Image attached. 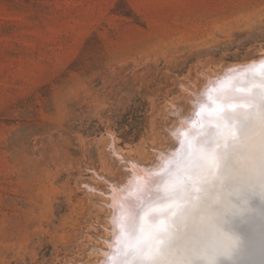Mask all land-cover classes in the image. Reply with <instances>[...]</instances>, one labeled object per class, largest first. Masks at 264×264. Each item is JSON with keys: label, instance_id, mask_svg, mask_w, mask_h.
I'll list each match as a JSON object with an SVG mask.
<instances>
[{"label": "rangeland", "instance_id": "374dc122", "mask_svg": "<svg viewBox=\"0 0 264 264\" xmlns=\"http://www.w3.org/2000/svg\"><path fill=\"white\" fill-rule=\"evenodd\" d=\"M263 53L264 0H0V264H95L113 232L114 189L174 145L205 80ZM233 128V139L198 143L220 151L221 168L209 175L218 186L208 180L189 211L179 201L194 191L172 200L179 211L165 226V264L172 244L170 262L179 258L173 239L194 228V211L221 191L230 209L240 193L226 187L264 170L252 140L264 125ZM222 138L231 141L223 147ZM187 158L185 171L201 162ZM197 169L185 183L204 178Z\"/></svg>", "mask_w": 264, "mask_h": 264}, {"label": "bare ground", "instance_id": "6f19581e", "mask_svg": "<svg viewBox=\"0 0 264 264\" xmlns=\"http://www.w3.org/2000/svg\"><path fill=\"white\" fill-rule=\"evenodd\" d=\"M261 61H264V57H260V58L257 57V59H254V60H251L248 62H244V63L240 62L241 64H239V63L238 64L234 63L235 65L231 64V66L227 67L226 70H224L223 72H221L218 75L216 74V77L213 76V75H215L214 74L215 72L213 74L212 73L206 74V76L208 75L209 77H211V75H212V77H215V78L210 79L209 77L206 78V76H205L206 79L209 78L208 81L207 80L204 81L205 83L207 82L206 85L204 83L202 84V85H205V87L203 89L201 88L202 91H200L198 89L196 98H194V96L192 98V100H193L192 103L188 102L191 105L189 106V104H188L189 107L186 110V112L184 111L185 108L183 109V111L185 112V115H184V112L181 113L182 115H184L183 119H182L183 120L182 124H180L179 127L177 126L178 128L174 125L175 129L177 128L174 131V133H175L174 136L176 138V142L174 143V145L167 152L165 151L166 153H162V155L158 158V161L156 159H154V161L156 160L155 165H154V161H153V164H152V162L149 163L150 164L149 168H146V169L144 168L142 170L141 169L139 170L137 168L138 169V170L136 169L137 172H135V170H134L135 174L132 175V177L129 181L127 180V182H128L127 185L125 184L126 182L123 183L126 186H124L120 189H114L115 188V186H114V188H113L114 191L111 188V190L113 191L112 192L113 195L112 194L111 195L114 196V198L112 197L113 198V200H112L113 201V206H112L113 210H112V208H110V206L112 204L109 206V208L113 211V214H112L113 217H112V220H110V221H112L111 226L113 225V230H111L112 227H110L111 228L110 230L113 232H111L110 239L108 238L109 239L108 241H104V239L102 240V241H104L103 243H104L105 248H103L98 253L99 258H97V261L94 262L95 264H113L112 259H110V257H112V253H113V249H114V243H112V241H113L114 235L116 234V231H117L116 222L119 219V215L122 211V205L125 201H127L129 199H134L136 197H141L139 206L142 208L147 206V214L144 216V220H147V218L152 216V215H160V220L158 221L157 226L165 228V226L170 225V223H172L170 221L172 218L171 217H170V219L168 218L169 215H176L177 214L176 212L179 211L178 209H176L177 206H175L173 204V202H174V201H172L173 199L176 198V200H177V197L182 192H183L182 193V196H183V195H190V193L188 191H194L195 194L192 196L193 198L192 197L190 198L189 196H187L185 201H179L181 203L180 207H185V205H186V208L189 211L187 203H190L191 199H194L197 196L201 195L200 193L209 192V189H208V191H206V189H204V190L202 189V188H206V187L208 188V186L210 187V185H207L208 180H213L212 183L214 185L217 184V182L214 181L215 175H212V176H209V175L216 174L218 171V168L220 167V165L222 163L221 159H220L221 154H220L219 150L217 151V154L215 153L216 158L211 160V162L213 161V164H214L213 165L214 170H212V169L207 170L206 168H203L204 165H206V163H208V162H204L201 160V162L196 164V166H195L196 169L198 168V166H201L203 171L205 172L204 178L201 177V178L197 179L199 182H200V180H202V182H206L203 184L200 183L199 184L200 186H198V184H197L198 181L197 180L194 181V179H193L194 182L190 183V181H189V183H185V182H187L188 178L193 176V172L196 170L194 168V170H192L190 172L185 171V169H184L185 161L188 160L187 156H190L191 158H195V157L199 156V158H200L201 155H203V153H205L206 150H204L203 145H201V147H200V145L198 143L202 144V143L206 142L211 135L215 136L217 134H221L220 136H225V137L230 136L229 138L233 139V137L231 136L232 135L231 133L234 132V130H231L228 133L229 135L227 134L228 136L226 135V132H227L225 130L226 121L223 119V117L217 118V117L212 116L213 119L210 122H208V120H209L208 118L210 115L208 116L207 113L210 110H213L217 107V105H216L217 100H219L220 102H222L224 104L225 111L249 112V108L247 106H245L244 108H240L237 105L235 108H230L228 101L231 100L232 104H236V98H239L241 96L250 95V93H251L250 91H252L253 89L258 90L259 87H262L264 89V71H261V72H250V71H248V69L259 65V63ZM224 68H226V67H224ZM220 71H221V69H220ZM259 75H260V77H258ZM256 81H259L257 86L253 85V83ZM192 89L193 88H191V90ZM194 90L195 89H193V91ZM196 90L194 92H196ZM199 91L201 93L198 95ZM252 93H258V92L253 91ZM189 94H190V92H189ZM193 94H191L190 96H192ZM188 99H190L189 96H188ZM202 105L204 108V115L198 116V117L193 116V112L195 110H199ZM176 115H178V114H176ZM179 117H177V118L179 119ZM180 118H182V117H180ZM189 118L192 119V123H189ZM262 118H263V120L260 119V121H261V124L264 125V117H262ZM177 121H179V120H177ZM257 121L259 124L260 121L257 120V118L254 116V113H253L252 116H250V126L249 127H253L254 125H256ZM174 123H176V120ZM234 123L236 126V124L238 122H234ZM235 126L233 125L232 127L235 128ZM236 129H237V127H236ZM249 129H251V128H249ZM181 133H183L184 136L187 137L189 144L193 146V149L191 152H189L185 148L183 143L179 142L182 139ZM230 139L228 140V138H227L225 141H224V139L222 140V141H224L223 147H225V145L228 141H231ZM249 139H251V137ZM247 140H248V137H247ZM252 140L258 142L259 144L258 143H256V144L260 146L261 142L264 141V133H260L258 136H256ZM169 141L171 142V140H169ZM205 144L209 145V143H205ZM229 144H230V142H229ZM196 145H198V147H196ZM166 147L168 148V146H166ZM114 148L115 147H113V149ZM165 149H163V150H165ZM158 152L161 153V151H158ZM115 154H116V152H115ZM157 155H158V153H157ZM196 161L198 162V160H196ZM133 162H136V161H131L130 164H132ZM121 163H123V162H121ZM137 163H139V162H137ZM178 163H182V164L177 165ZM142 164H147V163H142ZM142 164H138V166L142 165ZM134 165L136 166V164H134ZM151 165H154V166H151ZM132 166H133V164H132ZM131 167H130V169L132 170L133 167L132 168ZM143 167H146V166H143ZM182 168L184 169L183 171H181ZM186 169H188V168H186ZM127 170H128V168H127ZM131 170H129V171L131 172ZM257 171H258V168L256 166L254 172H257ZM130 172H129V174H130ZM127 175H128V173H127ZM195 175H196V172H195ZM234 175H236V173ZM205 176H209V177L207 178ZM237 177H239V175ZM127 179H129V177ZM257 180H259V179H257ZM179 183H184V185L188 184V186L186 185V187H187L186 189L182 185H181L182 187L179 188ZM227 183H229V182H227ZM112 184H114V183H112ZM190 185L192 186L191 190H189ZM203 185H205V186H203ZM234 185H235V183H234ZM217 186H218V184H217ZM232 186H233V184L232 185L230 184L229 186L226 187V190L227 191L228 190H232V191L234 190V192H236L238 194V190L236 188L231 189ZM129 188L132 189V192H128ZM111 190H110V193H111ZM199 191H200V193H197ZM226 194H229V193H226ZM226 194H224V195H226ZM210 195L212 196V194H210ZM231 195H233V194H231ZM108 197H110V196H108ZM228 197H229V195H228ZM172 204L175 207H173ZM225 205H227V206H225ZM228 205H229L228 203L227 204L224 203L225 207L223 206V210L224 209L227 210L229 208ZM180 207H178V208L180 209ZM203 207L205 209L207 208L205 206H203ZM204 211H205L204 209L202 210V212H198V213L196 211H194L193 215L191 216V218L193 217V219H192V223L190 222L191 224H189V226L194 227V228H190V229L191 230L193 229L192 231H195L196 234H197L196 230H199L200 233H202V235H204V233L208 234L210 231L207 229V224H206V226H203V228H201V227L197 228L196 226L193 225L199 216L205 215ZM217 213L218 212H215L214 215ZM185 216H187V215H185ZM109 217H110V215H109ZM221 218L223 219L224 216L219 211V213L216 215V219L218 220ZM110 219H111V217H110ZM181 219H186V218L181 217ZM144 220H142L141 223L146 228L149 227L147 224L144 223ZM107 221H108V219H107ZM169 221H170V223H169ZM108 223H109V221H108ZM110 230H109V232H110ZM169 230H170V228H169ZM227 233L231 237H234V234L232 232L227 231ZM108 234H110V233H108ZM168 234H171V232L169 233V231H167L166 235H168ZM172 236H173V234L168 236L167 238L172 237ZM260 236L261 237L258 236L259 239H264V232H262V234ZM255 237H253L250 240H246V239L242 238V236L238 235V236H236L235 246L233 247V249L229 248L226 251H224L225 248L221 247L218 251L224 252L225 255L229 259H233V261L235 260V264H264V242H262V244L259 243L261 248L253 256L252 247H254V245L256 244V241L258 239L257 235ZM191 239H192V237H191ZM194 239H192V241H194ZM197 239H199V238H196L195 240H197ZM164 244H165V242H161L159 247L161 248V245H164ZM99 246L96 248H100ZM95 250L96 249H93V251H95ZM227 257H221L222 260L218 264H224L223 261ZM127 258L120 257V256L115 257V259L117 261H124V264H131L130 258L128 260H127ZM131 260H132V258H131ZM165 263H166L165 260L161 262V264H165ZM91 264H93V263H91Z\"/></svg>", "mask_w": 264, "mask_h": 264}, {"label": "water", "instance_id": "95a60500", "mask_svg": "<svg viewBox=\"0 0 264 264\" xmlns=\"http://www.w3.org/2000/svg\"><path fill=\"white\" fill-rule=\"evenodd\" d=\"M251 177L252 180L249 179ZM233 182L240 194L232 199L230 209L222 211L223 202L226 200L223 195L224 191L219 192L212 201H209V206L204 211L205 215H201L200 220L197 219L193 224L197 228H203L207 224L209 233L201 235V233L196 234L195 231H190L181 234L176 240H174L176 237L174 236V244L175 246L178 244L180 249L177 253L179 258L170 262L171 250L174 247L173 244L170 245L166 250L169 255V264H213L216 256H226L224 252L218 251L221 247L225 248L224 251L229 248L233 249L236 236L240 235L246 240H250L256 235L261 237L260 235L264 232V170L259 168L256 174L251 172L233 180ZM218 210L222 211L223 219H216ZM215 212L218 213L214 215ZM227 231L232 232L234 237L228 235ZM191 237L192 239L199 238L198 242L195 239L192 241ZM259 237L252 247L253 256L260 250V244L264 242V239H259ZM174 252L176 255V251ZM129 258L132 261V257H128L127 260ZM221 260L222 258L218 260L217 264ZM223 262L224 264H235V260L228 257Z\"/></svg>", "mask_w": 264, "mask_h": 264}, {"label": "snow or ice", "instance_id": "6c2138e0", "mask_svg": "<svg viewBox=\"0 0 264 264\" xmlns=\"http://www.w3.org/2000/svg\"><path fill=\"white\" fill-rule=\"evenodd\" d=\"M250 72H261L264 71V61H261L259 65L248 69ZM230 108H235L237 105L240 108L247 106L252 110L264 111V89L258 93H251L247 96H241L236 98V104H232L231 100L228 101ZM217 107L210 110L207 114L214 117H223L226 121L225 130H231V126L234 122H238L239 129L246 131L250 126V116L252 112H237V111H225L224 104L219 100L216 101ZM204 115L203 105L199 110L193 112V116ZM189 123H192V119L189 118ZM175 131V130H174ZM181 143L184 144L185 148L191 152L193 146L189 144L188 139L181 133ZM261 156L264 159V141L260 145ZM215 155L209 151L204 153L200 160L208 162L215 159ZM128 192H132L129 188ZM141 197L129 199L122 205V211L119 215V219L116 222V234L114 235L112 243H114V249L112 253L113 264H124V261H117L115 257H132L131 264H161L164 258V251L159 247L160 243L166 238V229L164 227H158V221L160 215H152L144 220V216L147 214V206L140 207ZM149 227H145L141 221ZM221 257L227 256H216L213 264H217Z\"/></svg>", "mask_w": 264, "mask_h": 264}]
</instances>
